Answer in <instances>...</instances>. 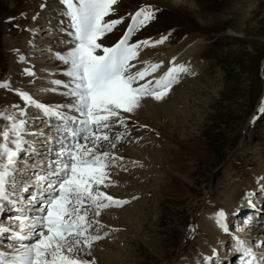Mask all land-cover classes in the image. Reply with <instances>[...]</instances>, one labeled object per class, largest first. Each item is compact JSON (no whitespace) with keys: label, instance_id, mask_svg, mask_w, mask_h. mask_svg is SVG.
<instances>
[{"label":"snow or ice","instance_id":"snow-or-ice-1","mask_svg":"<svg viewBox=\"0 0 264 264\" xmlns=\"http://www.w3.org/2000/svg\"><path fill=\"white\" fill-rule=\"evenodd\" d=\"M59 3L58 42L65 47L49 52L66 79L50 81L58 86L50 90L63 89L65 103L53 107L0 82V89L12 91L23 105L13 103L0 111V213H11L8 223L0 222V242L7 241V251H0V264H96L89 258L91 249L109 235L107 231L101 235V211L131 202L102 190L113 183L110 169L127 171L124 158L105 150L104 145L114 150L130 134V116L143 101L163 102L182 76L196 75L188 64L177 63L176 56L167 62L142 59L146 50L163 46L172 37L171 31L159 38L139 36L158 18V5L142 4L126 17L118 11L121 0ZM45 8V3L39 4L40 11ZM40 11L33 15L34 22ZM24 30L36 35L35 29ZM19 60L23 62L25 56L20 55ZM23 74L35 77L28 67ZM33 107L47 118L40 121L47 122V132L32 128L36 121L30 123L28 109ZM262 115L264 100L249 124ZM114 126L123 131L113 134ZM140 128L147 126L139 125L136 130ZM26 136L43 143L37 147ZM135 199L138 197H131ZM241 199L256 211L245 226L258 228V233L241 238L237 234L240 226L231 224L224 209L216 210L209 219L230 237L226 251L238 258V264H264V178H258L257 186L246 190ZM195 232L196 225L189 223L187 236L193 238ZM219 256L220 249L210 246L208 253H199L195 260H180L184 264H218Z\"/></svg>","mask_w":264,"mask_h":264},{"label":"rangeland","instance_id":"rangeland-1","mask_svg":"<svg viewBox=\"0 0 264 264\" xmlns=\"http://www.w3.org/2000/svg\"><path fill=\"white\" fill-rule=\"evenodd\" d=\"M47 1H53L54 6L57 3V0H0V81L8 82L6 80L8 70L23 72L21 69L23 66L18 67L21 61L17 60V57L21 53L19 46L24 45L23 39L30 32L24 29L30 27L29 21L32 20L33 9ZM195 2L194 7L201 8V17L195 8L187 9L162 0L140 1L132 8L137 9L146 3L155 4L161 8L158 18L144 28L145 35L156 38L171 31V44H168L170 48L189 35L195 40L198 38L196 44L199 46L201 68L197 66L196 69L194 68L196 75L191 76L194 80L187 84L188 88L184 89L188 96L186 102L189 103L185 106V111L180 115L173 111L169 117L162 119L165 130L169 131L166 133L170 136L157 134L156 145L145 142L146 140L140 143L129 141L125 136L118 144L121 146L117 145L118 152L125 154L129 153L130 148L133 147L132 156L130 162L127 159L122 161L127 171L122 168L110 169L113 183L102 190L117 198H127L131 202L122 208L101 211L99 217V220L103 221L101 235L104 231L109 232V235L100 240L104 242L103 244L95 246L103 251L105 245L117 244L121 232L113 230L116 227L112 224L110 229L105 230L109 224H106L104 218L111 215L116 226L120 223L128 229L131 223L134 227L131 229L132 232L142 229V225H149L139 233L144 235V239L151 235L162 239L159 241L162 243L163 255L154 253L140 237L134 241L136 236L126 232V240L119 241L123 248L118 251L117 261L111 260L112 264L177 263L176 259L179 257H177L176 248L184 237L182 227L190 223L195 212L202 210L205 213H214L219 209L230 210L229 205L233 208L243 204L242 200L239 204L236 198L232 204H229V199L225 204L223 195L219 197L211 195L210 200L207 199L206 209H201V205L205 202L204 195L211 192L216 182L220 180V176L225 171L232 175L226 181L223 178V183L220 185L227 191L230 186L232 188L243 182V185L236 189L242 194L243 186L245 187L255 175H259L255 163L264 164V115L257 119L252 129L251 127L248 129L250 130L249 140L246 137L245 140L248 143L244 142L243 147L246 152L241 154L240 150L244 149H237L248 121L259 106L261 96L264 97V0H195ZM21 13L24 15L22 16ZM13 16L16 19L9 22ZM52 29L55 28L43 25L36 30L38 37L48 34L50 44L46 49L41 48L40 52L49 54L45 60V63L49 65L56 61L52 60L49 50L55 47L60 49V45L57 44H62L58 42L60 38L57 33L59 32L56 33V30ZM48 30L51 34L46 32ZM62 45L65 47L64 44ZM23 55L26 59L30 58L27 54ZM14 61L17 67L11 69L9 66ZM57 66L54 64V67ZM45 67L48 66H42V68ZM18 73L19 78L17 77L14 83L19 84L20 74ZM183 80L184 78H181L180 83ZM19 102L16 101V103ZM6 103V99L0 93V111L6 110L9 106ZM130 118L137 120L141 125L147 124L140 115L135 118L131 114ZM194 139L197 141V144L194 143L196 149H204L207 153L205 158L191 156L181 150L190 149ZM140 151H144L142 155ZM195 157L198 159L196 164L193 161ZM139 159L144 166L140 167L131 163ZM146 159L148 160L144 163ZM150 162L155 163L156 166L151 167ZM217 170H219L218 174ZM180 175L186 176V179L179 178ZM164 178L167 180L164 181ZM130 187L141 188L142 191L131 192L128 189ZM221 188H219L220 191ZM132 196L138 199L131 200ZM235 203L237 204L234 205ZM245 205L243 204L247 207ZM243 206L239 208L242 209ZM240 218L239 216L231 218V221L236 223L232 225L240 226L237 234L244 238L250 229L244 225L246 220ZM151 227L154 229L151 230ZM203 236V232L198 233L191 241L192 245L190 243L188 248L191 247L187 249L188 258L193 259L195 252L198 253L199 239L201 240ZM223 237L225 235L219 236L213 243L210 242L207 251H210V246L219 248L221 245L220 248H224L222 243L230 237L226 236L228 237L226 240H223ZM224 261L226 263V260ZM224 261L219 262L223 264Z\"/></svg>","mask_w":264,"mask_h":264},{"label":"bare ground","instance_id":"bare-ground-1","mask_svg":"<svg viewBox=\"0 0 264 264\" xmlns=\"http://www.w3.org/2000/svg\"><path fill=\"white\" fill-rule=\"evenodd\" d=\"M140 1L151 2V0H121V3H120L119 8H118L119 13L121 15H125L127 17V14L129 12H133L136 10V9H132V8L135 7ZM162 1L171 2L173 4H178L179 6H183L187 9L195 8L194 6L196 4L195 0H162ZM58 2H59V0H58ZM45 4H46V8L42 11L39 10V7L33 9L32 15H35L38 11H40V17H39L38 21H35V22L33 20L29 21V23H30L29 29L38 30V29L42 28L43 25H46L48 28L54 27L55 29H52V30H56L55 32L57 33V32H59L58 29H59V26L61 23L60 17H61L62 6L60 4H56L54 6L53 1H47V2H45ZM164 4H166V3H164ZM167 6H169V5L167 4ZM195 9H197V13L201 17L202 16L201 8L197 7ZM46 32H50V31L48 30ZM55 32H53V34ZM60 35H61L60 32L57 33V36L59 38H60ZM25 36L26 37L23 39L24 45L19 46V51L21 53L18 54L17 60H19L18 58L20 57V55H23V54L29 55L30 58H27V59L25 58V60L23 62H20V66H18V67L21 68V66H23V68H21L22 70L26 67L31 68L35 73V77L30 78V77H27L26 75H24L23 72L18 73L16 71L8 70L9 73H8L7 80L9 82V84L14 89H20L23 91H27L38 102H42V103H45V104L53 106V107L58 105V104L65 103L66 98L63 95H61V92L63 91V89H59L58 91H51L50 89L57 88L58 86L50 83V81L55 80V79H66V78L61 75L59 66H57L58 62L57 61L53 62L55 64V66H57V67H54V64H52V63H50V65H49V63H45L46 62L45 60L47 59L49 54L46 52H40L41 48L46 49V47L50 44V40L48 39V34H44L43 36L38 37L37 35H33L32 32L30 31L29 34H27ZM139 36L141 38H148V36H150V35H148V36L145 35V30L143 29L139 33ZM159 36H157L156 38H159ZM153 38H155V37H153ZM194 40L195 39L193 38V36L189 35L185 39L179 41L177 43V45H174V47L170 48V46L168 45V44H171V39H170L163 46H158L155 49L146 50L145 54L142 55V59H146V60L151 59L152 61L165 60V62H167V60L171 59L172 56H176V58H177L176 62L177 63L188 64L193 70H194V68L196 69V66L201 68V65L199 63V60H200L199 59L200 51H198L199 46H198V44L193 43ZM29 43H31V46H29ZM43 65H47L48 67L42 68ZM9 67L11 69H15L17 67V64L15 63V61L11 62ZM199 68H197V69H199ZM162 70H166V68L162 69ZM17 73L20 74V83L19 84L14 83V80H17V77H18ZM181 78H184L183 82L179 83L178 85H175L173 87V90L170 92L169 96L163 102H155V101H152L151 99H147L141 103L140 107L133 113V115L135 118L139 117V115L141 117H143V121L145 123H147L146 124L147 128H140L137 131L136 129L139 128V125H141V123L138 122L137 120L133 119V118H130V120H129L130 134L127 136L129 141H134V142L140 143V142H143L146 140L145 142L156 145V142H158V141L155 139V136L157 134H158V136L159 135L170 136L166 133L169 131L165 130V124L162 121V119H164L165 117H169L170 113H172L173 111L177 112L179 115H180V113L185 111L184 108L189 103L186 102L188 96L186 95V90H184V89L188 88L187 84L194 80L191 77V75L182 76ZM0 82H3V81H0ZM185 86H187V87H185ZM0 93L3 94L4 98L6 99V102H7L6 104L11 105L13 103H16L17 100L19 101L18 97L15 96V94L12 91L3 89V90H0ZM12 94H14L15 97ZM34 94H36V95H34ZM261 100H264V97L261 96L260 101ZM19 103L22 104V102H19ZM28 112H29L30 120L34 119L35 121H38V119L41 118V116H42V114L39 112V110L35 109L34 107L29 108ZM140 120H142V118ZM30 123H31V121H30ZM252 126H254V125L253 124L250 125L249 121H248L247 126H246V130L243 132V138L241 140L240 146L237 149H244L243 148L245 145L244 142L248 143L245 139L247 137L249 140V136H250L249 131L250 130H248V129L250 127L252 129ZM44 127H46V123H44L43 126H41L40 128H44ZM36 131H39V130H36ZM113 131H114L113 134H115L117 131H123V129H120L119 126H114ZM45 132H47V131H45ZM26 137H28V139L32 138V136H26ZM39 142L43 143V141H39ZM194 143L197 144V141L195 139H194V142H192V145H194ZM192 145H190V149H181V150L185 151L186 154L189 153V155H191V156H196V157L200 156V158H205L207 156V153L205 152L204 149L198 150V149H196V145H194V146H192ZM118 146H121V145H118ZM37 147H39V145ZM104 148H105V150H108V151L114 153L117 157H123L124 159H127L128 161L131 159V156H132L131 151L134 149L133 147L130 148V152L125 154V153L118 152L117 149H114V150L111 149L110 145H107V144L104 145ZM126 149H129V148H126ZM240 151H242L241 152V154H242V153L246 152V149L240 150ZM143 152L144 151H140V155H142ZM199 153H200V155H198ZM196 157L193 159L195 164H196V161L198 162V159ZM147 160L148 159L144 160V163H146ZM30 163H31V161H30ZM131 163L135 164L137 166L140 165V167L144 166V165H142V162L140 161V159L136 160L135 163H133V162H131ZM149 164H151V167L156 166V164L153 162H150ZM255 165H256V169H257L259 175H255L253 177V179L251 181H249L245 187L243 186L242 194H240L236 189L238 187H240L241 185H243V182L238 183L235 187H232V188L230 186L228 191L223 186H220V185H222L221 183H223L222 182L223 178H225V181H226L228 178L232 177L231 173L228 172L229 173L228 174L225 171V173H223V175L220 176V180H218L216 182L215 186L213 187V189H211V192L204 195L205 202L201 205V209H206V204H207L206 202L208 200H210L209 198H211L210 197L211 195L212 196L214 195L216 197L223 195L222 197H223V200H225V204L227 203L228 199H229V204H232L233 202H235V198H236L240 204L241 200H242L241 198H242L244 192L246 190L255 188L257 186V179L258 178H264V164L255 163ZM180 166L182 169V163H180ZM218 172H219V170H217V174H218ZM141 174H143V173L141 172ZM181 177H182V179H186L185 178L186 176H184V175H180L179 178H181ZM163 180L165 181L167 179L164 178ZM247 180H249L248 177H247ZM220 187H222L221 191L219 189ZM128 189L131 192H133L135 190V192H137V193H140V191H142L141 188H136V187H130ZM165 192H167V191H165ZM236 204L237 203H235L234 205H236ZM229 206H230L229 207L230 210L224 209L225 212L229 215V218L231 219V218L237 217V216L232 217L231 213L236 211L238 206L236 205L233 208L231 205H229ZM126 207H129V206H126ZM241 212H242V210L239 208L237 215L238 214L240 215ZM246 212L248 213L247 219L252 218L256 215L255 210L254 211L253 210H251V211L246 210ZM148 214L150 217V213H148ZM211 214L212 213H205L202 210H199L192 215L190 223H194L196 225V232H195V235L193 238H189L187 236L189 224L182 227V232H183L182 236L184 235V237H183V239H181L182 241L180 242V244H178V247L176 248V252L178 253L177 257H179V258L176 259L177 263L173 262L174 264H184V261L180 260L181 257H183L184 260H195L199 253H208L207 250H208V245L210 244V242L211 243L215 242L219 236L223 235L222 233H220L217 230V228L215 227L212 220L209 219ZM6 218L7 217H4V220H2L1 222L7 223ZM104 219H105L106 224L107 223L109 224V227L107 226V228H105V230L110 229L111 228L110 225L112 224L114 227L117 228L118 232H121V233H120V238L117 240V244H115V245L110 244L109 246L105 245L103 248L104 249L103 251H100V249H99L100 247L96 248L95 245H99L100 243L103 244L104 242L103 241L95 242L93 248L91 249V257H89V258L90 259L94 258L96 264H112V261L113 262L117 261V256L119 254L118 251H120L123 248L122 246H120L121 243L119 241H121V239L123 241L126 240V237H125L126 232H130V234L133 235L134 237L136 236L134 238L135 239L134 241H136V238L140 237L143 239L144 243L151 248V250L154 253H157L159 255L161 253V255H163L162 254L163 252H161L162 251V247H161L162 243L159 241L160 238L156 237V235L155 236L154 235H151V236L147 235L148 237H146L144 239L143 238L144 235H140V233H139V232H142L144 229H146V227H148L149 225L148 226L142 225V229L139 228L138 230H135L134 232H132L131 229H133L134 227L131 226V223L128 225L129 228L126 229L125 227H127V226L120 224V223H118L116 226V224H114V220H112V218H111V215L108 217L106 216V218H104ZM102 222H101V225L103 226ZM104 227H105V225H104ZM116 228H114V229H116ZM153 229L154 228L151 227V230H153ZM249 229L250 230H249V232H247V234H255V233L259 232V229L255 228V227L249 228ZM151 230H148V231L150 232ZM202 232L204 233V236L201 237V240L199 238H197V239H199V251H198V253L195 252V256L193 259L188 258L187 257V255H188L187 249H190V247H191L190 246L188 248V246L190 245L191 241L196 237V234H198V233L201 234ZM245 236H246V234H245ZM241 238H243V237H241ZM222 239L226 240V239H228V237L225 236ZM160 240L162 241V239H160ZM6 244L7 243L0 242V249H2V248L4 249V247H6ZM181 244H182V246H181ZM222 244L224 245V248H220L221 245L219 247L220 248L219 261L220 260L224 261L225 258L230 256V253L226 251L227 250L226 248L230 247L231 239L223 242ZM191 245H192V243H191ZM221 249H223V251L225 249L226 250L223 252V251H221ZM119 259H121V257H119Z\"/></svg>","mask_w":264,"mask_h":264}]
</instances>
